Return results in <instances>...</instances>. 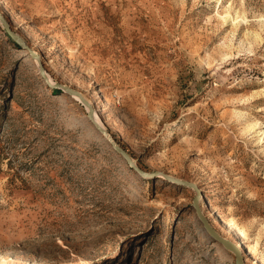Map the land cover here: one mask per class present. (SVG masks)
<instances>
[{
	"label": "rangeland",
	"instance_id": "rangeland-1",
	"mask_svg": "<svg viewBox=\"0 0 264 264\" xmlns=\"http://www.w3.org/2000/svg\"><path fill=\"white\" fill-rule=\"evenodd\" d=\"M0 12L156 174L133 171L0 23V264H240L199 221L196 190L162 174L195 183L216 232L264 264V0H0Z\"/></svg>",
	"mask_w": 264,
	"mask_h": 264
},
{
	"label": "water",
	"instance_id": "water-1",
	"mask_svg": "<svg viewBox=\"0 0 264 264\" xmlns=\"http://www.w3.org/2000/svg\"><path fill=\"white\" fill-rule=\"evenodd\" d=\"M0 23L3 26L4 31L6 32V34L15 42L16 45H18L20 48L24 49L25 51H27L30 56L33 59H36L37 62L39 63V71L41 76L44 78V80L46 81V83L48 84V86H50L53 89L56 90H62L66 93H68L70 96L72 97H78L79 101L85 105L88 108V116L92 122V124L94 125V127L96 128V130L105 138H107L109 144L114 148V150L126 161V163L130 166V168L135 171L138 175H140L141 177L147 178V177H154L156 176V174H151L148 175L147 172H145L143 169H141L136 162L134 161V159L121 147L119 146L114 139L111 137V135L107 132V130L102 127V125L95 119H92V117L95 114V110L93 108V105L90 101H88L82 93H80L77 90H74L72 88H70L67 85L61 84V83H54L50 80V78L47 76L44 65L42 63V60L40 58V56L34 52L30 46H28L26 44V42L13 30L12 26L10 25V23L8 22V20L6 19V17L0 12ZM162 176L164 178H166L167 180H169L170 182H173L179 186H185L188 188H192L195 189L197 192V195L195 196L194 200H193V207L196 211V214L198 216L199 221L202 223V225L204 226L205 230L209 233V235L216 241L218 242L220 245H222L225 248L231 249L233 251H235L238 255V261L240 262V264H244V258L241 254L240 249L232 242L228 241L227 239H225L224 237H222L218 232H216V230L212 227V225L210 224V222L207 220L206 216L204 215L202 209L200 208L199 202H200V197H201V191L199 190L198 186L195 183H191V182H186L184 180L181 179H177L174 178L172 176H169L167 174H162Z\"/></svg>",
	"mask_w": 264,
	"mask_h": 264
},
{
	"label": "bare ground",
	"instance_id": "bare-ground-1",
	"mask_svg": "<svg viewBox=\"0 0 264 264\" xmlns=\"http://www.w3.org/2000/svg\"><path fill=\"white\" fill-rule=\"evenodd\" d=\"M224 13H225V12H224ZM226 13H227V12H226ZM228 13H229V12H228ZM228 13H227V14H228ZM226 16H227V15H226ZM239 16H240V15H239ZM241 17H242V16H241ZM223 18H224V17H223ZM224 19H225V18H224ZM226 19H227V18H226ZM236 20H237V19H236ZM223 21H224V20H223ZM229 22H230V21H229ZM224 23H225V21H224ZM231 24H232V23H231ZM233 25H234V24H233ZM227 55H228V54H224L225 57H227ZM208 64H209V63H208ZM261 96H263V95H261ZM74 99H75V100H79L77 96L74 97ZM259 99H260V98H257L255 101H259ZM261 99H262V98H261ZM251 100H252V99H251ZM106 114H107V111H106V108H105V106H104V107H102V108L100 109V112H99V113L97 112V113L94 114V116L92 117V119H100L102 116H106ZM251 129H252V130L257 129V123L252 124V125H251ZM100 139L103 140V139H105V138H104V137H100ZM263 139H264V138H263ZM262 141H263V140H262ZM165 142H167V140H165ZM260 143H261V142H260ZM149 175H151V174H149ZM150 177H151V176H150ZM150 177H149V179H150ZM238 246H239V247H242V251H241V252H242L243 254H245V253H246V250L244 249V246H242V243H241V242H240V245H238ZM244 264H246V263H244Z\"/></svg>",
	"mask_w": 264,
	"mask_h": 264
}]
</instances>
